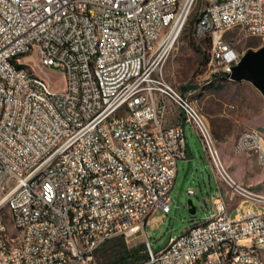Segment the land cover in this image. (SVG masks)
Instances as JSON below:
<instances>
[{"label": "built area", "instance_id": "built-area-1", "mask_svg": "<svg viewBox=\"0 0 264 264\" xmlns=\"http://www.w3.org/2000/svg\"><path fill=\"white\" fill-rule=\"evenodd\" d=\"M197 1L0 0V264H91L165 217L187 125L216 176L212 212L158 249L147 236L135 264H264V190L228 171L207 117L163 72ZM193 33L228 75L242 37L264 39V0H203ZM35 49L64 89L23 63ZM233 150L264 166V131Z\"/></svg>", "mask_w": 264, "mask_h": 264}, {"label": "rangeland", "instance_id": "rangeland-1", "mask_svg": "<svg viewBox=\"0 0 264 264\" xmlns=\"http://www.w3.org/2000/svg\"><path fill=\"white\" fill-rule=\"evenodd\" d=\"M202 7L203 0H198L164 64L163 72L173 87L192 99L207 117L228 171L240 182L264 190V166L258 164L254 155L233 150V142L242 131L252 128L264 131V97L250 81L221 79L222 67L217 63H208L210 40L193 33L194 22ZM234 35L237 34H231ZM263 42L264 39L259 36H243L237 48L242 54L249 47H259ZM23 63L44 77L53 90L66 87V75L59 68L44 65L38 49L23 59ZM169 119L168 113L166 120ZM186 135L191 157L187 156L189 158L178 163L177 176L170 192L171 211L163 218L150 219L145 231L137 229L132 237L125 239L129 247L146 243L148 236L153 248L158 249L167 243L170 235H178L194 221L203 220L211 214V202L201 204L217 187L211 160L200 136L189 125L186 126ZM188 188H194L196 192L189 194ZM189 198L196 206L194 214L189 211ZM121 246V236H113L95 250L91 264H106L115 258Z\"/></svg>", "mask_w": 264, "mask_h": 264}, {"label": "water", "instance_id": "water-1", "mask_svg": "<svg viewBox=\"0 0 264 264\" xmlns=\"http://www.w3.org/2000/svg\"><path fill=\"white\" fill-rule=\"evenodd\" d=\"M230 69L227 78L235 81H250L264 97V42L259 47H249ZM187 204L189 211L194 214L196 206L191 198L188 199Z\"/></svg>", "mask_w": 264, "mask_h": 264}, {"label": "trees", "instance_id": "trees-1", "mask_svg": "<svg viewBox=\"0 0 264 264\" xmlns=\"http://www.w3.org/2000/svg\"><path fill=\"white\" fill-rule=\"evenodd\" d=\"M226 75H227V72H221L220 78L225 79ZM121 239H122V246L120 250L117 252L115 258L107 262L106 264H135L139 260H141L143 257H145L146 253L141 252V250L142 249L145 250L146 243H141L137 247H129L125 243V238L123 236H121Z\"/></svg>", "mask_w": 264, "mask_h": 264}, {"label": "crops", "instance_id": "crops-1", "mask_svg": "<svg viewBox=\"0 0 264 264\" xmlns=\"http://www.w3.org/2000/svg\"><path fill=\"white\" fill-rule=\"evenodd\" d=\"M169 114H170V119L167 120L168 122H171L174 119V116H175V119L176 118H178V120H179V118L181 119L180 112L176 107L174 109V107L171 106ZM254 129H257V128H254ZM187 149H188V156L191 157V151H190V148L188 145H187ZM189 157H187V158H189Z\"/></svg>", "mask_w": 264, "mask_h": 264}]
</instances>
